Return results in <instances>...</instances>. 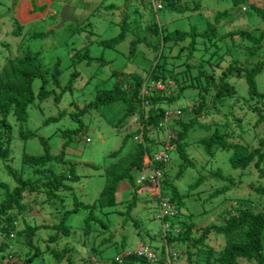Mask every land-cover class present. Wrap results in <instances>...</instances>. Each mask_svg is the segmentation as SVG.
I'll list each match as a JSON object with an SVG mask.
<instances>
[{"label":"rangeland","instance_id":"rangeland-1","mask_svg":"<svg viewBox=\"0 0 264 264\" xmlns=\"http://www.w3.org/2000/svg\"><path fill=\"white\" fill-rule=\"evenodd\" d=\"M251 1L264 7V0ZM21 2L22 0H0V67L9 58L22 57L29 51L40 54V60L45 68H51L59 62L62 70L59 87L49 84L47 86L51 93L49 98L45 101L36 99L32 103L29 109V128L36 132L38 137L46 140L49 152L54 156L60 153L65 143L68 167L73 166L71 173L79 177V180L74 183L67 182L73 188V192L67 193L68 198L63 201V204H61V200H56L40 204L39 211L35 210L32 214L24 212L22 216H26L31 225L57 222V220L48 219L47 214L57 210L73 209L74 199L71 197L73 195L86 205L98 202L107 186L109 177L113 176L111 174L128 169L130 155L136 145L140 143L133 139L132 135L137 132L139 115L144 111L141 108H136L134 115L130 118V116H126L125 107L127 104L122 99L116 100L110 106H104L101 96L98 99L100 92L112 91L118 84L123 86L132 74L146 78L152 71L155 72L159 82L162 81V78L158 77H163L166 80L172 78L171 82L176 79L177 85L174 82L171 83L168 93L173 91L179 95L180 89L183 92L173 103L169 104L168 108L172 114H175L178 109L185 112L182 117L185 123L192 117L190 107L204 97L207 99L212 97L213 94L208 89L207 83L198 78L199 70L194 67L195 64H198L196 60L215 63V60L212 59V51L206 52L205 56L202 55L208 48V43L198 40L197 46L202 47L203 51L195 52L193 56L190 52L193 42L191 38L185 42L167 43L162 50V45L157 42L155 37H151L152 33L147 30V27L158 26L159 29L162 28L170 32L177 29L190 31L192 27H197L199 32H204L207 30L208 21L215 24L216 15L228 10L230 17L228 20L222 21L218 28L220 35L226 36L228 33L240 29L264 31V23L259 21L252 11L246 13L248 12L247 6L236 7L232 0H173L172 5H168L167 0H163L164 8L158 12L146 0H55L51 7L46 5V9L39 10L44 17L29 23H26L25 18L22 21L15 13L16 5L18 6ZM36 3L39 5V2ZM196 5H200L201 8L196 9ZM185 8L187 10H182ZM64 9H66L67 19L63 24ZM15 23L21 24L22 28H17L18 24ZM122 32H125V39L117 47L100 44L102 41L118 38ZM136 39L141 42L136 46L135 52L131 54L130 45ZM237 40V44H239L240 40L238 38ZM244 46H247L246 42H244ZM248 46L251 47L247 48L249 54L245 52L238 58L240 64L248 62L250 69L254 63L264 61V46L260 49L254 48L250 43ZM88 52L89 59H82ZM232 61L227 60L224 63L222 69L216 73L217 78ZM72 73H78V75L71 79ZM70 84L73 85L72 89L63 92V89L70 87ZM229 84L236 88L238 99L228 101L226 107H218L219 111L213 110L209 116L205 115L202 118L204 123L214 124L218 121L223 123L228 118L229 108L230 116L236 111L233 109L234 106L239 108L243 105V101L248 95L245 78L237 79L233 76L230 79L229 77ZM257 84L259 91L264 92V70L259 73ZM41 85V79H36L33 86L35 95L40 92ZM163 87L162 83L159 88ZM60 96L61 100L56 102V98ZM129 105L135 106V103L131 101ZM82 108L87 109L79 120L72 117L71 113L80 111ZM249 113H251L250 110ZM135 117L136 125H132L131 122L135 123L133 121ZM51 118L56 120L46 125L45 122ZM11 122L14 123L15 119L11 118ZM211 128H216V126L212 125ZM78 129L79 131H77ZM240 130L242 133L238 130L231 141L235 140L234 142L247 144L253 148L259 145L260 138H264V125L257 126L256 120L254 125L244 122ZM70 131H77V133L64 134ZM209 131L197 128L190 132L187 150L195 163V168H188L184 171L182 161L176 152L171 153L169 164V169L173 174L180 170L184 172V176L176 183L181 194L185 196L186 207H184L183 213L192 216V222L198 228L211 223L222 224L223 216L233 206L241 203V198L251 200V207L254 210L253 206H262L263 203V199L257 194L246 196L249 192L248 186L255 181H257L256 185L264 187V178H258L254 169L251 173L249 172L250 174L248 173L247 179H243L241 185L237 184L219 196H214L215 192L227 186L225 181L210 177L216 169H221L225 175L232 176L236 180H238L239 172L230 169L231 151L221 150L215 159H211L197 144L199 138L208 135ZM156 135H158L157 139L161 141L160 144L146 146L145 156L153 157L162 152V141L168 134L166 131H160ZM88 138L91 139L89 143L86 142ZM11 150V159L0 162V183L8 185L13 184V179L5 170L7 164L15 169H21L25 154L30 156L45 154V147L38 138L23 142L17 137V134ZM115 153L117 155H114ZM140 171L134 168L130 172L137 187L143 186L139 182ZM200 176L206 177L203 183H199ZM133 192L134 190H128L117 193L119 203L115 207L98 210V220L107 222L112 232L110 230L103 232L105 230L99 228L102 232H94L92 234L94 240L93 238L88 239L89 237L81 238L84 233L80 227L82 228L88 211L82 209L69 218L68 225L73 228L72 238L74 240L72 243H67L73 245L70 247L68 244V247L72 252L75 264H87L84 256H94L100 264H111L124 252L137 250L144 246L154 250L161 257L164 239L159 234L162 222L159 219L160 207L157 200L148 195L149 193L146 194L143 189L140 190L137 197ZM159 194V188L153 190L154 196ZM43 196L44 194H41L39 198L42 200ZM134 204L136 206L131 208L132 211L129 213L130 205ZM117 211L123 214L119 216ZM38 214H41L42 218L38 217ZM115 233L116 235L110 238V242L104 241ZM47 234L48 232L41 231L44 238ZM219 239L211 238L210 242L216 244L223 238ZM21 241L22 239L15 240L12 251L16 258L19 256L21 259H18L24 258L25 261L24 255L28 253L29 249L24 247ZM86 243H89L90 246L93 244L101 246L98 253L92 254V250L88 251L84 248ZM183 250L184 248L180 246H170L172 264H186L187 255L183 253ZM174 254H178V256L175 257ZM44 259L48 264H55L49 255H45ZM7 263V260L2 262L0 258V264Z\"/></svg>","mask_w":264,"mask_h":264},{"label":"trees","instance_id":"trees-1","mask_svg":"<svg viewBox=\"0 0 264 264\" xmlns=\"http://www.w3.org/2000/svg\"><path fill=\"white\" fill-rule=\"evenodd\" d=\"M30 1L34 12L43 14L39 10L47 7L41 6L38 8L34 0ZM157 2L162 6L158 10L161 11L164 8V2L163 0H157ZM167 2L168 5H172L171 2L173 0H167ZM232 2L236 7L247 6L248 12L246 13L252 11L253 15L264 23V7H260L257 3L250 2V0H232ZM200 8V5H196V9ZM182 10H187V8ZM229 17L230 11L219 12L215 17L216 23L208 21L207 30L204 32H199L197 27H192L190 31H179L177 29L172 32L162 28L159 29L158 26L147 27V30L152 33L151 37H155L157 42L162 45V50L167 43L174 41L185 42L191 38L193 42L190 46V52L191 56H193L195 52L201 53L203 51L202 47L197 46L198 40L208 43V48L204 50L202 55L205 56L206 52L212 51V59L215 60V63L196 60L198 64H195L194 67L199 70L198 78L207 83L208 89L211 90L213 95L210 99L202 98L197 104L190 107L192 117L185 123L182 119L185 112L183 113V111L178 109L181 112L175 115L168 108L169 104L173 103L183 92L180 89L179 95L173 91L168 93L170 90L168 87L171 83L173 84L174 82L177 85L176 79L171 82L170 79L172 78L166 80L163 77H158L162 78V81L159 82L155 72L152 71L146 78L132 74L123 86L118 84L112 91L100 92L98 99L101 96L104 106H110L116 100L122 99L127 104L125 107L126 116H130V118L134 115L136 108H141L144 111L140 112L138 130L132 135L133 139L140 137L142 142L136 145L130 155L131 159L127 165L128 169L111 174L113 176L109 177L107 186L98 202L86 205L73 195L71 196L74 199L73 209L57 210L50 214L46 213L48 219L57 220L53 224L31 225L27 221V217L22 215L24 212L32 214L35 210L39 211L38 206L43 203L61 200V204H63V201L68 198L67 193L73 192V188L67 182L74 183L79 180L78 176L71 173L73 166L70 167L71 171H69V162L66 161L67 145L64 143L60 153L54 156L49 152V145L45 143L46 140L38 137L36 132L29 128V109L32 103L36 99L45 101L49 98L51 94L47 89L49 84L59 87V79L62 75L61 66L58 62L51 68H45L40 60V54L33 51L27 52L22 57L6 60L5 64L0 67V162L11 159V146L16 134L23 142L38 138L45 147V154L41 156L25 154L21 169H15L9 164L5 166L6 172L13 179V184L0 183V256H2L0 258L2 262L7 260V264H48L44 256L49 255L55 264H63L64 262L75 264L72 252L68 247V244L74 240L72 238L73 228L68 225L69 218L82 209L88 211L82 228L80 227V230H83L84 233L81 238L89 237L88 239L93 238L94 240L92 234L94 232H102L99 228L105 230L103 232H108V230L112 232L107 222L98 220L97 212L98 210L102 211L104 208L115 207L119 203L117 193L124 182H128L134 188L135 191L133 193H136V197L141 189H147V184L137 187L130 172L134 168L139 170L143 168L144 154L147 147L160 144L161 142L157 139L158 135H156L160 131H166L167 134L172 133V152L178 154L184 171L188 168H195V163L187 148L190 132L197 128L210 130L208 135L200 137L197 141V144L203 148L208 157L215 159L221 150L232 152L229 158V165L231 171L239 172L238 180L232 176L225 175L221 169H216L210 177L225 181L227 186L215 192L214 196H219L237 184L241 185L243 179H247L248 173H251L253 169L257 173L258 178H264V138H260L258 141L259 145L253 148L247 144L234 142L235 140L231 141L238 130L241 132L240 128L243 127L244 122L248 125L249 123L254 125L256 120L257 126L264 125V92L259 91L257 84V77L264 70V61L261 60L254 63L249 69L248 62L240 64L238 58L239 55H243L245 52L249 54L247 51V48H251L248 46L249 43L257 49L264 46V31L240 29L222 36L218 31L219 25L222 21L228 20ZM17 28H22V25L18 24ZM237 38L240 40L239 44H237ZM124 39L125 32H122L118 38L102 41L100 44L107 47H117ZM139 42L141 40L136 39L130 45L131 54L135 52ZM244 42L247 43V46H244ZM148 47L150 48L149 45ZM89 56L88 52L82 59H89ZM227 60L233 61L222 70L221 75L217 78V71L222 69L221 67ZM77 75L78 73H72L71 79H74ZM233 76L237 79L245 78L247 82L248 95L244 99L243 105L239 108L234 106L233 109L236 111L230 116L229 108L228 118L223 123L219 121L214 124L204 123L202 118L205 115L209 116L213 110L219 111L218 107H226L228 101L238 99L236 88L229 84V77L231 79ZM36 79H41L42 81L40 92L37 95L33 91ZM162 83L164 87L159 89L158 86ZM165 84L167 87H165ZM72 87L73 85L70 84V87L63 89V92L71 90ZM126 88L129 90L126 91ZM60 100L61 96L56 98V102ZM131 101L135 103V106L129 105ZM86 109L82 108L80 111H74L71 115L79 120L85 114ZM249 110L252 114L249 113ZM167 115L171 117L170 122L165 124L164 127H160ZM11 118L15 119L14 123L11 122ZM55 120L53 118L48 119L45 124L47 125ZM133 121L135 123L131 122V124L136 125V117ZM212 125L216 126V128H211ZM248 130H250L249 127ZM77 131L65 132L64 134H75ZM166 139L167 137L162 143ZM86 142H91V139H86ZM114 155H117V153ZM169 164L170 162L159 164L163 174L160 182L161 193L154 196V198L157 200L158 206L162 199H167L169 206L176 209L177 213L170 217L169 215L161 216L159 212V219L162 222L161 228L163 229L166 224H169L170 234L166 238L168 242H164L162 247L161 257L159 256L160 261L155 264H166L168 257L166 246L168 251L170 246L183 247V253L187 255L186 264H264V187L256 185L257 181L248 186L249 192L246 196L254 193L263 199L262 206H253L256 211L251 207V200L241 198L242 202L237 204V206H233L223 216L222 224L211 223L198 228L193 224L192 216L183 213V209L186 207L185 196L181 194L176 183L184 176V172L180 170L173 174L171 169H169ZM205 179V176H200L199 183H203ZM150 188L152 189V187ZM41 194H44L42 200L39 198ZM135 206L136 204L130 205L129 213L132 211L131 208ZM117 213H119V216L123 214L118 211ZM38 217L42 218V215L38 214ZM126 220L125 223L127 222ZM162 229L159 233L161 237H163ZM42 230L45 233L48 232L46 238L41 235ZM176 230H179V232H176ZM114 235L116 233L104 241L110 242V238ZM211 238L218 240L223 238L224 241L222 239V241H218L215 244L210 242ZM18 239H22V245L29 249L28 253L24 255L26 257L25 261L22 256V260H20L19 256L18 258L20 259L16 258L12 251L13 243ZM69 246L73 247L71 244ZM100 247L97 244L90 246L89 243H86L84 245V248L88 251H93L92 254L98 253ZM169 254L171 255L170 251ZM177 256L178 254H176ZM84 258L87 264H100L94 256H84ZM117 258L111 264L153 263L137 256L123 257L122 261L117 260Z\"/></svg>","mask_w":264,"mask_h":264},{"label":"built area","instance_id":"built-area-1","mask_svg":"<svg viewBox=\"0 0 264 264\" xmlns=\"http://www.w3.org/2000/svg\"><path fill=\"white\" fill-rule=\"evenodd\" d=\"M146 1L153 5L155 11H158L159 9L162 8V6L157 2V0H146ZM146 104L148 105V103ZM180 112L181 111L179 110L176 111L175 115L180 114ZM170 119L171 117L167 115L163 123L160 124V127H164L165 124H168L170 122L169 121ZM171 135L172 133H169L166 141L162 144L163 145L162 152L155 154L153 157L146 155L145 161L143 163V168L141 169L139 176V182L141 184H147L149 187H152L153 190L159 188L160 193H161L160 182L163 178V174L161 169L159 168V164L161 163L165 164L171 161V153L173 151L171 145ZM135 140L137 142H142V139L140 137H137ZM159 207H160L161 216L169 215L170 217H172L177 213V210L170 207L169 203L167 202V199L165 198L161 200ZM162 230H163L162 234H163L164 242L167 243L168 241L166 240V238L169 237L168 235L170 234L169 224H166ZM176 232H179V230H176ZM166 251L168 255L166 264H172V260L170 257L171 255L169 254L167 246H166ZM131 256H137L139 258L146 259L149 262H153V263H158L160 261L159 255L154 250L147 247H140L137 250H128L124 252L122 256H119L117 260L119 259L120 261H122L123 257L127 258ZM173 256L176 257V254H174Z\"/></svg>","mask_w":264,"mask_h":264},{"label":"crops","instance_id":"crops-1","mask_svg":"<svg viewBox=\"0 0 264 264\" xmlns=\"http://www.w3.org/2000/svg\"><path fill=\"white\" fill-rule=\"evenodd\" d=\"M35 1V0H34ZM55 0H36V2H39V5L36 3V5L38 7L40 6H48L51 7V5L54 3ZM15 13L17 14V16L19 18H21V20L23 21V19H26V23H29L31 21H37L39 19H41L43 16V14L40 13H35L33 10V6L31 1L29 0H22L21 3H19V5L15 7ZM147 189L144 190L146 192V194L150 195L151 197H154L153 195V191L150 187H146ZM128 190H134L133 187L130 186V184L128 182H124L121 184L120 188H119V192H125ZM135 191V190H134Z\"/></svg>","mask_w":264,"mask_h":264},{"label":"water","instance_id":"water-1","mask_svg":"<svg viewBox=\"0 0 264 264\" xmlns=\"http://www.w3.org/2000/svg\"><path fill=\"white\" fill-rule=\"evenodd\" d=\"M66 16H67L66 9H64V11L62 13V22H63V24L65 23V20L67 19Z\"/></svg>","mask_w":264,"mask_h":264},{"label":"clouds","instance_id":"clouds-1","mask_svg":"<svg viewBox=\"0 0 264 264\" xmlns=\"http://www.w3.org/2000/svg\"><path fill=\"white\" fill-rule=\"evenodd\" d=\"M156 12H158V11H156ZM125 90H126V91H128L129 89H128V88H126ZM162 144H163V143H162ZM145 157H146V156H145ZM144 161H145V158H144ZM152 191H153V190H152Z\"/></svg>","mask_w":264,"mask_h":264}]
</instances>
